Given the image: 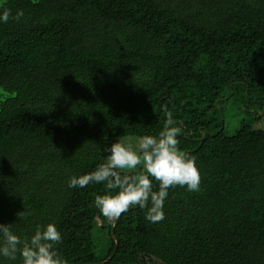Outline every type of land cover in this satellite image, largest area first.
<instances>
[{
  "label": "trees",
  "instance_id": "16d2710c",
  "mask_svg": "<svg viewBox=\"0 0 264 264\" xmlns=\"http://www.w3.org/2000/svg\"><path fill=\"white\" fill-rule=\"evenodd\" d=\"M0 5V12L24 13L0 22V88L13 92L0 103V223L21 239L53 223L67 264L105 260L114 240L102 264H142L144 256L205 264L220 251L229 253L228 264H264V130L252 127L264 114V0L250 10L243 0ZM228 102L247 117L229 134ZM162 106L182 129L179 147L196 157L200 190L169 188L158 223L132 206L110 234L94 205L109 191L105 183L68 182L105 162L112 143L158 135ZM70 190L80 191L87 232L64 233ZM0 264L22 258L0 257Z\"/></svg>",
  "mask_w": 264,
  "mask_h": 264
},
{
  "label": "clouds",
  "instance_id": "9594fccd",
  "mask_svg": "<svg viewBox=\"0 0 264 264\" xmlns=\"http://www.w3.org/2000/svg\"><path fill=\"white\" fill-rule=\"evenodd\" d=\"M23 15V10L13 16L11 10L4 8L0 22L19 21ZM162 110L166 120L158 135H144L135 146L120 141L112 143L105 162L89 173L71 177L68 182L69 188L105 183L109 191L96 195L94 205L110 222L136 205L147 209L146 219L150 223L162 222L169 188L200 190L201 175L196 157L179 147L178 136L182 129L166 106H162ZM150 177L158 182V190H153ZM17 215L23 219L25 214ZM61 240V233L53 223L38 227L30 238L24 239L15 234L9 224L0 223V257L10 261H15L19 255L22 264H67L56 249Z\"/></svg>",
  "mask_w": 264,
  "mask_h": 264
},
{
  "label": "rangeland",
  "instance_id": "374dc122",
  "mask_svg": "<svg viewBox=\"0 0 264 264\" xmlns=\"http://www.w3.org/2000/svg\"><path fill=\"white\" fill-rule=\"evenodd\" d=\"M247 6V10H250L252 7V1L253 0H243ZM13 96V92L11 91H4L3 89L0 88V103L3 102L5 99L10 98ZM237 104L228 102L225 104V110H224V121H225V132L226 133H231L236 124L240 121V119H246V115L242 111H238L236 108ZM243 105H240V109H242ZM251 111V110H250ZM252 127L254 129H261L264 130V114L257 118L254 123L252 124ZM124 141V140H122ZM121 142V141H120ZM138 142L137 138H131L127 139L126 143H132L134 146ZM67 202L68 205L66 208V216H65V222H64V233L66 234H76V233H84L89 231L91 228L90 222H89V217L86 212L80 210V199H81V194L80 191L77 190H70L66 194ZM4 202L8 201V195H4L1 198ZM70 204V206H69ZM98 224V223H97ZM93 235H97L98 232H100L98 229L93 228L92 229ZM102 241L101 238H98L95 241V246L100 244ZM94 242V241H93ZM95 256H100L101 251L97 250L95 253ZM228 252L227 251H220V252H215L211 254H207L205 256V264H228ZM142 264H161L159 261L149 257V256H144L141 260ZM137 264V263H136Z\"/></svg>",
  "mask_w": 264,
  "mask_h": 264
},
{
  "label": "water",
  "instance_id": "95a60500",
  "mask_svg": "<svg viewBox=\"0 0 264 264\" xmlns=\"http://www.w3.org/2000/svg\"><path fill=\"white\" fill-rule=\"evenodd\" d=\"M262 113H264V110L262 111ZM112 225H113V221L110 222V228H109L110 229V234H112V230H111L112 229ZM116 247H117V242H116V240H114V246H113L112 252L105 260L97 262V263H84V264H102V263H104L105 261H107V260H109L111 258V256L113 255V253L116 250Z\"/></svg>",
  "mask_w": 264,
  "mask_h": 264
}]
</instances>
